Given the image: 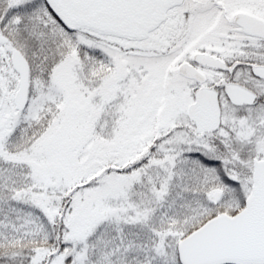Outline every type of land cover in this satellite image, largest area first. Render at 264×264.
Listing matches in <instances>:
<instances>
[{"label": "snow or ice", "instance_id": "6c2138e0", "mask_svg": "<svg viewBox=\"0 0 264 264\" xmlns=\"http://www.w3.org/2000/svg\"><path fill=\"white\" fill-rule=\"evenodd\" d=\"M0 264H264V0H0Z\"/></svg>", "mask_w": 264, "mask_h": 264}]
</instances>
